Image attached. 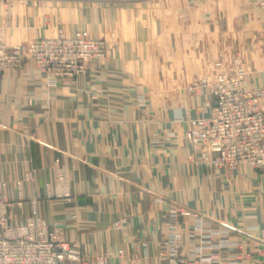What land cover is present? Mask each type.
I'll use <instances>...</instances> for the list:
<instances>
[{
  "label": "crops",
  "instance_id": "0c3cea01",
  "mask_svg": "<svg viewBox=\"0 0 264 264\" xmlns=\"http://www.w3.org/2000/svg\"><path fill=\"white\" fill-rule=\"evenodd\" d=\"M12 1L6 24L0 17L6 47L85 31L105 51L70 85H50L32 61L0 74V191L20 202L9 216L23 221L35 209L83 261L165 264L173 238L187 261L264 264V174L214 169L194 155L184 134L214 103L207 89L185 91L183 75L196 66L151 78L159 58H202L204 42L217 53L218 42L257 34L260 68L245 85L264 88V12L248 13L255 0ZM229 50L242 49L232 43L223 59Z\"/></svg>",
  "mask_w": 264,
  "mask_h": 264
},
{
  "label": "built area",
  "instance_id": "2783aa9c",
  "mask_svg": "<svg viewBox=\"0 0 264 264\" xmlns=\"http://www.w3.org/2000/svg\"><path fill=\"white\" fill-rule=\"evenodd\" d=\"M258 7L264 11V0H258ZM104 51V42L91 40L85 31L69 38L59 32L55 38H36L9 48L4 45L0 31V74L8 69H19L25 62L32 61L50 85H70L87 73L92 60L103 58ZM220 66L215 64L216 68ZM246 76L240 61L234 59L231 67L218 73L212 82L195 78L185 86L190 95L207 89L214 103L206 117L193 121L184 139L194 155L214 169L234 170L243 166L264 174V88L248 89L244 82ZM167 138L175 137L169 133ZM32 173L26 175V180ZM19 206L20 202L5 200L0 191V264H107V256L83 261L62 237L61 229L54 227L49 230L35 209L23 221L10 217V211ZM193 216L197 230L208 232L205 234L208 238L210 230L202 229L201 217ZM170 246L165 264L211 262L212 257L183 259L173 238ZM197 252L201 255V250ZM131 264H138L137 259H133Z\"/></svg>",
  "mask_w": 264,
  "mask_h": 264
},
{
  "label": "rangeland",
  "instance_id": "374dc122",
  "mask_svg": "<svg viewBox=\"0 0 264 264\" xmlns=\"http://www.w3.org/2000/svg\"><path fill=\"white\" fill-rule=\"evenodd\" d=\"M255 2H254L255 5L253 7L254 10L248 11V13H251V15L255 16V18H256L259 14H262L264 11H261L259 9L258 0H255ZM11 3H13L12 0H0V17H1V19H4L5 24L7 21V13L9 10V5ZM242 12L243 11H240L237 9H228V11H227L228 14H230L231 16H236V17L237 16L241 17L240 15H242V16L246 15V14H242ZM220 20H222L221 17H220ZM245 20H247V18H245ZM5 24H3V26H5ZM244 29H246L243 31L244 33L247 34L250 32V29L245 28V27H244ZM0 31L2 32L1 28H0ZM2 37H3V35H2ZM241 38L242 37L237 38V36H234V40L232 39L231 43L218 42L217 43L218 46L214 44L219 49V50H217V53L215 51H212V49L210 47V43L204 42L203 43L204 57H202V58H196V59L195 58H181V59L180 58H176V59L159 58V59H157L155 66L160 67L161 70L157 74H152L151 78H154V80H156V81L161 80L163 78H168V79L173 80L175 78V76H178L181 78V75H171L169 73H166L167 72L166 70L171 68V66H174V65L177 66V65H181V64H184L188 67L196 66L195 68H193V70L196 69L195 71H198L197 73H195V72L189 73L186 75V78H185V75H183L184 76L183 82L185 83L188 81V84H189L196 77H203V78L207 79V77H209V75H206V73H208L209 71H213V73H214V71L217 70L216 75L218 73L226 72L231 67L232 60L238 59L240 61L241 65L243 66L244 70L246 71L247 76L244 79V82H246V78L248 77V72L249 73H250V71L254 72L260 68L259 67L260 58L258 57V53H257L258 48H259V43H258L259 36L257 34L255 36L252 34H249L245 38L244 41H242ZM31 40H33V39H31ZM31 40H28L26 42H29ZM3 43H4V41H3ZM25 43H21L18 45H23ZM232 43H234L236 46H239L242 50H245V51L247 48H249L250 51L256 50V53L254 54L256 56L255 57L251 56V55L247 56L246 55L247 53L245 54V52L242 50L239 52L238 51L234 52L233 50H229V53L225 56V59H223L224 56H222L223 53H221V52L223 50H225L228 46H230ZM7 48H9V47H7ZM100 59H102V58H100ZM97 60H99V59H97ZM223 60L225 61V64H223V62H222ZM218 63L221 66L219 68H216L215 64H218ZM199 64H201L200 67H198ZM201 70H202V72H200ZM197 79H200V78H197ZM188 84H186V85H188Z\"/></svg>",
  "mask_w": 264,
  "mask_h": 264
}]
</instances>
